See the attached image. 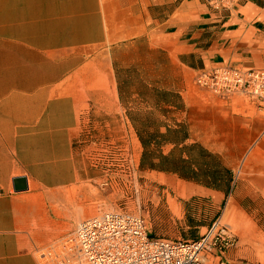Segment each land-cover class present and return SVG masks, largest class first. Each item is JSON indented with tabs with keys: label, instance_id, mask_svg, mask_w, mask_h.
<instances>
[{
	"label": "crops",
	"instance_id": "0c3cea01",
	"mask_svg": "<svg viewBox=\"0 0 264 264\" xmlns=\"http://www.w3.org/2000/svg\"><path fill=\"white\" fill-rule=\"evenodd\" d=\"M217 67L264 68V0H0V264H41L76 223L74 144L108 79L138 165L215 205L264 191V111L192 84Z\"/></svg>",
	"mask_w": 264,
	"mask_h": 264
},
{
	"label": "rangeland",
	"instance_id": "374dc122",
	"mask_svg": "<svg viewBox=\"0 0 264 264\" xmlns=\"http://www.w3.org/2000/svg\"><path fill=\"white\" fill-rule=\"evenodd\" d=\"M109 81L104 86L105 99L85 105L87 116L74 144L84 175L68 197L79 214L74 226L61 230L54 254L80 221L122 211L141 217L151 237L167 240L196 239L219 220L235 238L222 258L224 263L264 264V254L249 252L246 243L264 241V191H247L243 182H237L234 191L252 197L225 198L215 205L214 199L202 196L187 183L147 171L146 159L138 165V143L127 116L133 105L117 101L116 87ZM230 205L234 207L228 211ZM43 255L45 252H39L37 256L41 264H47Z\"/></svg>",
	"mask_w": 264,
	"mask_h": 264
},
{
	"label": "built area",
	"instance_id": "2783aa9c",
	"mask_svg": "<svg viewBox=\"0 0 264 264\" xmlns=\"http://www.w3.org/2000/svg\"><path fill=\"white\" fill-rule=\"evenodd\" d=\"M192 84L220 97L241 95L264 111V68L217 67L195 75ZM235 238L215 220L192 240H167L148 234L134 214L108 211L80 221L47 264H226ZM55 260V263H54Z\"/></svg>",
	"mask_w": 264,
	"mask_h": 264
},
{
	"label": "bare ground",
	"instance_id": "6f19581e",
	"mask_svg": "<svg viewBox=\"0 0 264 264\" xmlns=\"http://www.w3.org/2000/svg\"><path fill=\"white\" fill-rule=\"evenodd\" d=\"M230 209H232V206L230 207ZM249 244L250 246V250L249 252H255L256 254H264V241L263 240H259L256 241L254 243L251 242H246Z\"/></svg>",
	"mask_w": 264,
	"mask_h": 264
},
{
	"label": "water",
	"instance_id": "95a60500",
	"mask_svg": "<svg viewBox=\"0 0 264 264\" xmlns=\"http://www.w3.org/2000/svg\"><path fill=\"white\" fill-rule=\"evenodd\" d=\"M14 192H22L27 189L25 178L18 177L13 179L12 182Z\"/></svg>",
	"mask_w": 264,
	"mask_h": 264
},
{
	"label": "trees",
	"instance_id": "16d2710c",
	"mask_svg": "<svg viewBox=\"0 0 264 264\" xmlns=\"http://www.w3.org/2000/svg\"><path fill=\"white\" fill-rule=\"evenodd\" d=\"M147 167H148V166H147ZM148 168L152 169L153 167H152V166H150V167H148ZM148 168H147V169H148Z\"/></svg>",
	"mask_w": 264,
	"mask_h": 264
}]
</instances>
